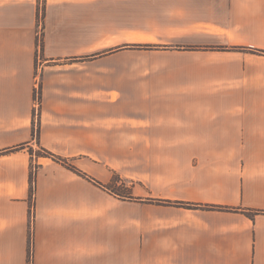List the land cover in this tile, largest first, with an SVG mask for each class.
<instances>
[{
    "label": "crops",
    "instance_id": "obj_1",
    "mask_svg": "<svg viewBox=\"0 0 264 264\" xmlns=\"http://www.w3.org/2000/svg\"><path fill=\"white\" fill-rule=\"evenodd\" d=\"M0 264H264V0H0Z\"/></svg>",
    "mask_w": 264,
    "mask_h": 264
},
{
    "label": "rangeland",
    "instance_id": "obj_2",
    "mask_svg": "<svg viewBox=\"0 0 264 264\" xmlns=\"http://www.w3.org/2000/svg\"><path fill=\"white\" fill-rule=\"evenodd\" d=\"M36 38L38 40V44L42 43V38H43V14L39 15L38 18V23H37V28H36ZM37 76H38V72H37ZM39 105H40V82L39 79H36V85H35V89H34V108H33V115L35 117V119H39ZM34 152H36L37 156H44V153L42 151V149H35ZM33 151V155L35 154ZM55 157V156H54ZM52 158V157H49ZM52 160L56 161L55 159L52 158ZM35 166L33 164H31V172L34 174L35 172ZM33 184V183H31ZM113 190H115L116 192H118L120 195H128L129 197H131V186L129 184L128 181H124V180H120L118 176L113 177V183L110 186ZM130 194V195H129ZM31 220H32V216L30 214ZM30 259V255L28 258V261ZM30 262V261H29Z\"/></svg>",
    "mask_w": 264,
    "mask_h": 264
},
{
    "label": "trees",
    "instance_id": "obj_3",
    "mask_svg": "<svg viewBox=\"0 0 264 264\" xmlns=\"http://www.w3.org/2000/svg\"><path fill=\"white\" fill-rule=\"evenodd\" d=\"M137 48H139V49H147V48H149V46H146V45H138L137 46ZM16 149H18V148H14V149H7V150H5V151H3L4 153H7V152H12V151H14V150H16ZM42 151H43V153H44V156L43 157H52L53 159H55L56 161H61L62 163H64V164H66L67 165V167L69 168V169H71L72 171H74L75 173H77V174H81L75 167H73V166H71V165H69V164H67V162L65 161V160H62V159H59V158H57V157H54L52 154H50L49 152H47V151H45V150H43L42 149ZM30 155H31V157L33 156V153H32V150H30ZM30 183H34V174L31 172V174H30ZM33 191V184H31V192ZM111 192L112 193H114V194H116V195H118V196H120L121 198H123V199H131L132 197H129L128 195H120L118 192H116L115 190H113V189H111ZM130 195V194H129Z\"/></svg>",
    "mask_w": 264,
    "mask_h": 264
}]
</instances>
